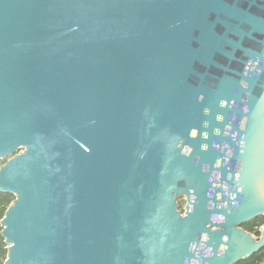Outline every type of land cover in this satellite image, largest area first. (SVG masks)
Instances as JSON below:
<instances>
[{"label":"water","instance_id":"obj_1","mask_svg":"<svg viewBox=\"0 0 264 264\" xmlns=\"http://www.w3.org/2000/svg\"><path fill=\"white\" fill-rule=\"evenodd\" d=\"M238 1L0 0L3 264H238L264 250V223L243 228L264 218V65L233 68L262 58L250 43L264 45V8ZM234 99L230 170L202 145Z\"/></svg>","mask_w":264,"mask_h":264},{"label":"flooded vegetation","instance_id":"obj_2","mask_svg":"<svg viewBox=\"0 0 264 264\" xmlns=\"http://www.w3.org/2000/svg\"><path fill=\"white\" fill-rule=\"evenodd\" d=\"M256 2L259 3V5L264 8V0H259V1L256 0ZM238 3L244 6L246 4V0L238 1ZM250 9H252L253 11H257V12L259 11L255 6H252V5L250 6ZM262 12L264 13V11ZM253 36L254 38L261 39L260 38L261 35L258 32L253 34ZM250 44H251L250 45L251 47L249 46L250 50L252 51L255 50L257 53L262 54V58L261 59L255 58L252 54L251 56L244 57V59L246 60L245 64L235 62L233 65V68L236 69L237 71L241 70L243 72V76H247L248 71H253L255 70V68H258V67L261 68L264 65V51H263L264 45L259 44L258 42L257 44H255V42L254 44L253 43H250ZM234 83L235 85H241L242 87L247 86L246 81H243V80L234 81ZM240 96H241L240 100L244 101L247 98V93L243 92ZM231 105H233L236 108L235 110L237 113L236 112L233 113L232 111L227 112L226 114L227 126H225L222 129L223 133H221V129L217 127V129L213 130L214 136H212L210 140V145H207V146L206 144L202 145V147L204 146L203 148L204 150L209 149L212 154L219 153V156H217V159H216L217 168L220 167L219 166L220 163L225 162L230 170L235 169L239 166L238 159L233 157L234 147H235V142H236V132L231 131V129L236 128V125L238 123V118H239L238 112L243 108L241 102L235 99L231 101ZM220 118L222 119L221 116ZM243 122H244V118L240 120V123H239L240 127H242ZM228 131H231V132L228 134L227 133ZM203 166H204V163H203ZM216 171L218 172V175H219V171L218 170ZM177 203L179 206V210L183 212V208L185 206L184 199L179 198ZM198 263H199L198 261L192 262V264H198Z\"/></svg>","mask_w":264,"mask_h":264},{"label":"trees","instance_id":"obj_3","mask_svg":"<svg viewBox=\"0 0 264 264\" xmlns=\"http://www.w3.org/2000/svg\"><path fill=\"white\" fill-rule=\"evenodd\" d=\"M13 199L12 195L10 194H0V220L2 219L4 212L8 205L10 204L11 200ZM264 223V218L253 220L244 225V229L248 232L258 234L257 229ZM1 231V227H0ZM7 255V246L4 242V239L0 235V264L6 259ZM264 261V250L260 251L258 254L254 255L253 257L243 260L238 264H261Z\"/></svg>","mask_w":264,"mask_h":264},{"label":"built area","instance_id":"obj_4","mask_svg":"<svg viewBox=\"0 0 264 264\" xmlns=\"http://www.w3.org/2000/svg\"><path fill=\"white\" fill-rule=\"evenodd\" d=\"M261 264H264V261Z\"/></svg>","mask_w":264,"mask_h":264}]
</instances>
